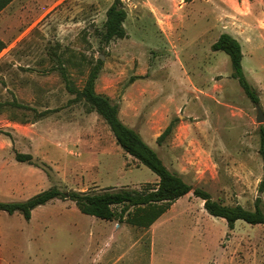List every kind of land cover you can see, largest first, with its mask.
Here are the masks:
<instances>
[{
    "label": "rangeland",
    "instance_id": "374dc122",
    "mask_svg": "<svg viewBox=\"0 0 264 264\" xmlns=\"http://www.w3.org/2000/svg\"><path fill=\"white\" fill-rule=\"evenodd\" d=\"M122 1L128 35L109 43L100 31L113 0H12L0 11V201H24L52 186L157 183L67 88L81 89L100 58L96 91L119 104L123 122L169 169L225 204L253 209L260 197L264 210V121L232 77L229 55L211 48L224 32L238 39L264 113V0ZM17 151L34 162L16 160ZM0 254L2 264H264V224L238 220L229 229L192 193L155 228L100 219L56 198L29 220L0 210Z\"/></svg>",
    "mask_w": 264,
    "mask_h": 264
},
{
    "label": "trees",
    "instance_id": "16d2710c",
    "mask_svg": "<svg viewBox=\"0 0 264 264\" xmlns=\"http://www.w3.org/2000/svg\"><path fill=\"white\" fill-rule=\"evenodd\" d=\"M12 0H0V11ZM127 10L122 0H113L106 10V19L103 30L100 31V39L109 43L114 39L127 37L128 33L124 25L127 19ZM6 47L0 40V52ZM214 51H224L230 57L232 77L236 78L247 94L255 103L259 101V94L245 75L242 59L243 52L237 38L229 33H222L211 45ZM103 68V61L99 58L90 69L84 85L81 89L67 83L68 90L76 94L75 98L83 99L90 112H96L109 125L117 144L129 155L147 166L157 177V183L152 187L143 189L123 187H106L95 191L70 190L62 191L56 186L43 190L24 201H0V210L9 214L21 213L29 220L32 211L53 199H69L77 206L78 210L105 220L126 221L128 224L143 228L150 227L172 204L179 198L192 193L203 200L205 210L212 216L226 220L228 228L233 229L238 220L249 224H264V210L261 206V198L256 199L253 209L237 204H225L212 197V194L199 186L187 182L180 174L169 169L158 152L142 137L133 127L127 125L120 117V106L113 102L105 94L96 91V81ZM19 104V103H17ZM18 106H23L19 104ZM4 103L0 102V110ZM174 121L157 137V143L162 144L164 139L172 133ZM259 154L262 159V180L260 190L264 189V127L260 128ZM15 158L21 162L33 163L30 153L15 152ZM120 207L116 210V207Z\"/></svg>",
    "mask_w": 264,
    "mask_h": 264
},
{
    "label": "water",
    "instance_id": "95a60500",
    "mask_svg": "<svg viewBox=\"0 0 264 264\" xmlns=\"http://www.w3.org/2000/svg\"><path fill=\"white\" fill-rule=\"evenodd\" d=\"M256 108H257V111H258V114H257V121L258 122H263L264 121V113L260 107V105L258 103H256Z\"/></svg>",
    "mask_w": 264,
    "mask_h": 264
},
{
    "label": "crops",
    "instance_id": "0c3cea01",
    "mask_svg": "<svg viewBox=\"0 0 264 264\" xmlns=\"http://www.w3.org/2000/svg\"><path fill=\"white\" fill-rule=\"evenodd\" d=\"M151 226H152V228H155V226H156V221H155ZM152 247H154V244H153ZM0 264H2L1 254H0ZM8 264H10V263L8 262Z\"/></svg>",
    "mask_w": 264,
    "mask_h": 264
}]
</instances>
